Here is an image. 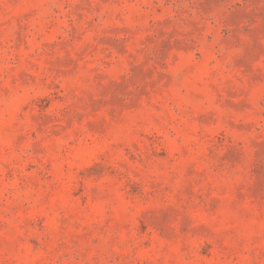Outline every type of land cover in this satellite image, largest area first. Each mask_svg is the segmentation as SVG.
<instances>
[{"label":"rangeland","instance_id":"1","mask_svg":"<svg viewBox=\"0 0 264 264\" xmlns=\"http://www.w3.org/2000/svg\"><path fill=\"white\" fill-rule=\"evenodd\" d=\"M0 264H264V0H0Z\"/></svg>","mask_w":264,"mask_h":264}]
</instances>
